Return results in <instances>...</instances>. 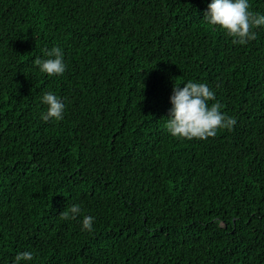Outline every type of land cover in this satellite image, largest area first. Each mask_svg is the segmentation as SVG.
<instances>
[{
	"label": "trees",
	"instance_id": "1",
	"mask_svg": "<svg viewBox=\"0 0 264 264\" xmlns=\"http://www.w3.org/2000/svg\"><path fill=\"white\" fill-rule=\"evenodd\" d=\"M210 2L0 0V264H264V26L233 43ZM54 46L67 68L49 76L34 59ZM188 80L231 130L168 132ZM46 91L62 120L41 118Z\"/></svg>",
	"mask_w": 264,
	"mask_h": 264
},
{
	"label": "clouds",
	"instance_id": "2",
	"mask_svg": "<svg viewBox=\"0 0 264 264\" xmlns=\"http://www.w3.org/2000/svg\"><path fill=\"white\" fill-rule=\"evenodd\" d=\"M202 20L209 26H219L233 38V43L241 45L256 38L254 27L264 26V14L254 13L250 0H211ZM34 63L41 73L49 76L62 75L67 68L64 51L59 46L44 50V58L38 56ZM209 101H215V92L205 82H174L166 121L168 132L176 138L203 140L215 136L219 129L231 130L237 123L236 118L223 112L219 101L211 104ZM41 102L47 106L46 112L41 113L43 120L63 119L66 104L61 97L53 91H46ZM80 214L81 206L73 204L61 216L63 219H76ZM94 220L91 215H83L82 229L92 231ZM33 258L32 251H21L12 257L11 264H25Z\"/></svg>",
	"mask_w": 264,
	"mask_h": 264
}]
</instances>
